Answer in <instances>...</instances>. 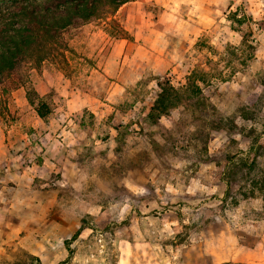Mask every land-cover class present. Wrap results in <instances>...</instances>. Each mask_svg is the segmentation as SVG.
Instances as JSON below:
<instances>
[{
    "label": "rangeland",
    "instance_id": "374dc122",
    "mask_svg": "<svg viewBox=\"0 0 264 264\" xmlns=\"http://www.w3.org/2000/svg\"><path fill=\"white\" fill-rule=\"evenodd\" d=\"M134 1L0 75V264H264V0Z\"/></svg>",
    "mask_w": 264,
    "mask_h": 264
},
{
    "label": "trees",
    "instance_id": "16d2710c",
    "mask_svg": "<svg viewBox=\"0 0 264 264\" xmlns=\"http://www.w3.org/2000/svg\"><path fill=\"white\" fill-rule=\"evenodd\" d=\"M57 1L0 0V75L15 71L20 65L21 68L29 70L30 62L41 64L56 50L55 45L62 44L60 29L78 19L90 20L108 16L132 0H59L58 3L62 2L63 7L59 5L57 11L51 5H43L45 2L54 4ZM4 4L9 7H4ZM49 10L53 11V18L49 17ZM59 14L62 16L57 17ZM158 86L161 91L149 113L150 118L155 121L171 114L172 109L177 107L173 102L174 98L180 97L179 88L169 81H160ZM81 231L80 228L69 243L77 240ZM68 249L72 251V248Z\"/></svg>",
    "mask_w": 264,
    "mask_h": 264
},
{
    "label": "crops",
    "instance_id": "0c3cea01",
    "mask_svg": "<svg viewBox=\"0 0 264 264\" xmlns=\"http://www.w3.org/2000/svg\"><path fill=\"white\" fill-rule=\"evenodd\" d=\"M161 1L162 0H137L134 2H130L132 5L131 9H132V7H135V6L139 7L138 19L140 20V22L142 24L140 29H144V28L146 29L147 28V30H148L151 28V25H154V27H155V25L158 27L161 26L158 23L152 22L151 16H150V14H148V11L146 8V5H161ZM128 4L125 3L123 7H127ZM198 6L200 7V9H203V11L201 13V16L203 18H205L206 13H213L214 9H213V7L210 6V4L209 5L198 4ZM131 17H132L131 13L128 14V20L125 21V23H126L125 28L128 30L130 29ZM161 27H163V26H161ZM203 27L207 28L209 26L204 25ZM140 29L139 30L137 29L138 31L135 29L137 31V35L139 33L142 35V30L140 32ZM150 30H152V29H150ZM154 35H156V34H154ZM147 39L149 41H152L151 37L150 38L147 37ZM138 41H141V40L138 38H135L134 41L128 40V39H122V40L118 41V43H116V47L113 48L114 50L113 51L111 50V52L107 55V59L104 60L105 61V66L103 69L104 73H101L97 69L95 70L97 72H95L94 74H98V76H100L99 82H105V86H106L105 88H107V84L109 85V83H111V86L109 85L110 86L109 91L111 92V96H112V87L115 86V88L117 89L120 86H122V84L119 82H115V81L112 83V80H109L108 76L112 77V73H114V70L116 69V67H119V62H122V60L124 62H126L130 58V56L133 54L134 49H137V53H139V51H141L140 46L138 48L136 47L137 46L136 42H138ZM139 45H140V43H139ZM141 47H143V45ZM143 48L145 49V47H143ZM115 50H117V51H115ZM133 58H134V56H133ZM112 66H114V68Z\"/></svg>",
    "mask_w": 264,
    "mask_h": 264
}]
</instances>
